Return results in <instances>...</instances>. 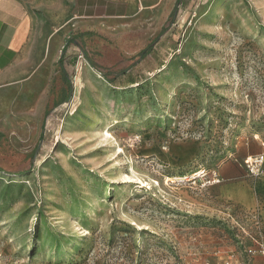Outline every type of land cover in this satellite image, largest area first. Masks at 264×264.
I'll return each mask as SVG.
<instances>
[{
  "label": "rangeland",
  "instance_id": "374dc122",
  "mask_svg": "<svg viewBox=\"0 0 264 264\" xmlns=\"http://www.w3.org/2000/svg\"><path fill=\"white\" fill-rule=\"evenodd\" d=\"M164 1L62 25L32 134L0 116V264H264V0Z\"/></svg>",
  "mask_w": 264,
  "mask_h": 264
},
{
  "label": "crops",
  "instance_id": "0c3cea01",
  "mask_svg": "<svg viewBox=\"0 0 264 264\" xmlns=\"http://www.w3.org/2000/svg\"><path fill=\"white\" fill-rule=\"evenodd\" d=\"M144 2L0 0V116L8 115L11 124L18 122L29 129L31 135L36 123L42 119L46 100L44 90L48 88L44 74L49 72L50 60L59 58L66 42L64 36L57 33L59 28L74 24L81 33L97 21L126 17L135 7H143ZM164 2V10L169 16L176 0ZM67 33L66 39H69L72 33ZM218 192L246 207H252L256 201L253 189L244 182L221 184Z\"/></svg>",
  "mask_w": 264,
  "mask_h": 264
},
{
  "label": "trees",
  "instance_id": "16d2710c",
  "mask_svg": "<svg viewBox=\"0 0 264 264\" xmlns=\"http://www.w3.org/2000/svg\"><path fill=\"white\" fill-rule=\"evenodd\" d=\"M186 2H187V0H176L175 5H174V8L172 9V11L170 12V14L168 16L170 19H172V23L176 20V16L178 15V8L181 7V6H183V5H185ZM165 30L166 29L162 28V30L160 31L159 36H162L164 34ZM76 38L77 37H71V40L72 41H75ZM70 42L71 41H69V39H67L65 46L61 50V57H60V59L58 61L59 62V66L62 65V59L64 57L66 48L68 47L67 44H69ZM154 42L155 41L149 43L144 49H142V50H140L138 52V54H137V58L138 59H137V61L135 63L132 64V66H135L136 64L141 63L142 61H144L148 57V55L151 54V52L153 51V48H154V45H153ZM80 52L87 59L88 64L92 68H97L98 67V65L91 58L88 57L87 53L85 52V50L83 48H80ZM161 66L162 65H160L157 69H159ZM153 71H154V69H149L148 70V72H153ZM111 74L112 73H106V74H103V76H108V75H111ZM122 74H124V72H121V73L117 74L116 77L110 79L109 82L112 83L113 82V79L120 78V76ZM62 76H63V79L65 81H68L67 74L64 71L62 72ZM1 136H2V134L0 133V138H1Z\"/></svg>",
  "mask_w": 264,
  "mask_h": 264
},
{
  "label": "built area",
  "instance_id": "2783aa9c",
  "mask_svg": "<svg viewBox=\"0 0 264 264\" xmlns=\"http://www.w3.org/2000/svg\"><path fill=\"white\" fill-rule=\"evenodd\" d=\"M263 158H264V156L263 155H261L260 157H257V158H255L254 159V163H252V162H249V161H245L246 162V165H247V167H248V169H249V171H250V173H254L255 171H256V166H257V163H262L263 162ZM197 173H199V172H197ZM204 174V171L203 172H201V174L199 175V176H201V175H203ZM193 176V175H192ZM198 176V177H199ZM193 178V177H192ZM218 181V180H217Z\"/></svg>",
  "mask_w": 264,
  "mask_h": 264
},
{
  "label": "water",
  "instance_id": "95a60500",
  "mask_svg": "<svg viewBox=\"0 0 264 264\" xmlns=\"http://www.w3.org/2000/svg\"><path fill=\"white\" fill-rule=\"evenodd\" d=\"M39 145H40V143L38 144V147H39ZM38 147H37V148H38Z\"/></svg>",
  "mask_w": 264,
  "mask_h": 264
},
{
  "label": "bare ground",
  "instance_id": "6f19581e",
  "mask_svg": "<svg viewBox=\"0 0 264 264\" xmlns=\"http://www.w3.org/2000/svg\"><path fill=\"white\" fill-rule=\"evenodd\" d=\"M70 253V252H69Z\"/></svg>",
  "mask_w": 264,
  "mask_h": 264
}]
</instances>
